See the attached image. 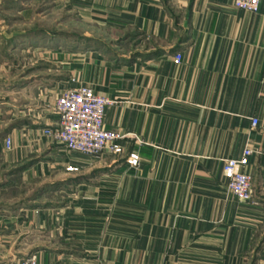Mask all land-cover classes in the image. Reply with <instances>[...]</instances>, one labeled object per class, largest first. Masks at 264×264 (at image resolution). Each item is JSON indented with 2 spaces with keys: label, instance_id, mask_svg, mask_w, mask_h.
Listing matches in <instances>:
<instances>
[{
  "label": "crops",
  "instance_id": "1",
  "mask_svg": "<svg viewBox=\"0 0 264 264\" xmlns=\"http://www.w3.org/2000/svg\"><path fill=\"white\" fill-rule=\"evenodd\" d=\"M73 1L92 30L71 50L70 79L13 84L24 103L6 102L0 119L9 158L33 161L23 172L53 171L61 188H76L59 207L61 237L29 254L39 264H264V2L253 13L234 0ZM80 85L113 101L104 128L124 135L122 155L93 159L43 134L58 118L57 91ZM245 147L259 151L247 168L254 203L229 193L223 173ZM70 165L79 171L64 174Z\"/></svg>",
  "mask_w": 264,
  "mask_h": 264
},
{
  "label": "rangeland",
  "instance_id": "2",
  "mask_svg": "<svg viewBox=\"0 0 264 264\" xmlns=\"http://www.w3.org/2000/svg\"><path fill=\"white\" fill-rule=\"evenodd\" d=\"M74 6L73 0H0V119L9 117L5 114L6 102L16 101L19 106L24 103L22 97L26 95L18 92L20 88L11 90L13 84L17 87L36 82L50 84L61 75L70 79L77 59L71 50L77 48L75 43L85 39L86 31L92 30L91 24L81 21ZM61 39L67 43L68 51L55 52L58 45L54 44ZM44 48L52 51L44 52ZM71 82L75 83L76 78ZM70 88L59 89L57 97ZM1 133L0 130V264H24L31 255H35L39 264L38 256L29 254V250L61 237L59 207L76 198V188H61L53 171L44 175L23 172L33 161L13 162L9 158L13 144L8 149L4 140L3 145ZM50 142L56 143L51 139ZM67 167L64 174L69 173ZM44 206H52V210L41 209ZM26 207L34 208L36 215L19 212ZM44 211L53 220L51 236L46 232L50 228L44 223Z\"/></svg>",
  "mask_w": 264,
  "mask_h": 264
},
{
  "label": "built area",
  "instance_id": "3",
  "mask_svg": "<svg viewBox=\"0 0 264 264\" xmlns=\"http://www.w3.org/2000/svg\"><path fill=\"white\" fill-rule=\"evenodd\" d=\"M264 0H234V7L246 12L256 13ZM182 56H175V63L179 64ZM108 97L95 93L92 87L80 85L63 91L54 105V113L57 115L55 124L44 129L43 134L61 145L67 151L80 153L92 158H98L104 153L122 155L125 151L120 144L122 137L104 128L106 108L111 105ZM258 119L251 118V125L256 127ZM12 139H5V146L11 147ZM257 149L245 147L242 155L235 159L224 161L223 173L227 177V191L238 201L254 203L253 177L247 170L250 157L257 154ZM127 163L132 167L139 166L137 153H129ZM76 166H68L69 173L78 172ZM24 264H36L35 255L25 258Z\"/></svg>",
  "mask_w": 264,
  "mask_h": 264
}]
</instances>
